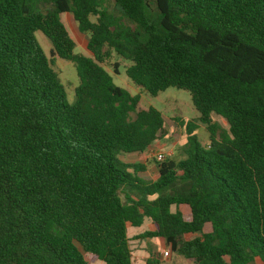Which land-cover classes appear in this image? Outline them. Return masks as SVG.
Instances as JSON below:
<instances>
[{"label": "trees", "instance_id": "16d2710c", "mask_svg": "<svg viewBox=\"0 0 264 264\" xmlns=\"http://www.w3.org/2000/svg\"><path fill=\"white\" fill-rule=\"evenodd\" d=\"M113 2L0 0V264H135L127 226L146 219L139 238L191 264H264V0ZM64 13L93 57L75 53ZM38 32L74 64L73 103ZM111 53L151 97L187 91L210 135L187 123L183 158L154 159L155 181L122 157L148 152L165 120L114 83Z\"/></svg>", "mask_w": 264, "mask_h": 264}, {"label": "rangeland", "instance_id": "374dc122", "mask_svg": "<svg viewBox=\"0 0 264 264\" xmlns=\"http://www.w3.org/2000/svg\"><path fill=\"white\" fill-rule=\"evenodd\" d=\"M106 9L110 12H115L113 0H107ZM61 20L66 26L71 38L76 43L75 53L82 54L88 57L93 55L88 51V34H83L79 31L78 23L74 20L73 15L64 13L61 15ZM95 22V18H91ZM37 39L45 50L46 54L53 59L54 69L59 74L62 84L66 89L67 100L69 103L75 101V89L79 86V78L77 76L74 64L54 57L51 54L52 46L49 40L38 32ZM131 62L123 60L116 54L111 53V57L103 64L106 70L112 75L114 83L127 90L131 95L140 96L138 111L148 110L153 107L157 109L165 120V129L167 134L155 142L148 152L140 155H131L122 157L126 163H144L147 168L145 178L149 181H155L158 178V170L154 159L156 155L164 154L166 157H171L176 160L183 158L184 149L187 144V123L191 122L196 126L195 135L204 145L209 144V133L206 128L200 123V114L194 107L191 95L185 90L169 88L164 92L159 93L157 97H151L145 90L136 86L126 75V70L131 66ZM117 65L119 74L114 71V66ZM213 121L219 126L220 132L228 133L229 125L223 118L213 115ZM188 213L187 209H183ZM153 229L151 222L146 219L141 227L127 226V237L129 246L133 253V261L135 263H144L151 255H162L163 252L169 251V256L163 258L164 262H175L176 264H191L184 258L175 255L163 240L159 239H142L139 238L147 231ZM188 239L193 236H187ZM142 260V261H141ZM91 264H104L102 262H94ZM253 264H263L259 259Z\"/></svg>", "mask_w": 264, "mask_h": 264}, {"label": "built area", "instance_id": "2783aa9c", "mask_svg": "<svg viewBox=\"0 0 264 264\" xmlns=\"http://www.w3.org/2000/svg\"><path fill=\"white\" fill-rule=\"evenodd\" d=\"M165 158H166V155H164V154H162V153L156 155V159H157L158 162H162V161H164ZM169 254H170L169 251H165V252L162 253V257H163V258H166V257L169 256Z\"/></svg>", "mask_w": 264, "mask_h": 264}, {"label": "crops", "instance_id": "0c3cea01", "mask_svg": "<svg viewBox=\"0 0 264 264\" xmlns=\"http://www.w3.org/2000/svg\"><path fill=\"white\" fill-rule=\"evenodd\" d=\"M144 154H145V153H144ZM160 242H161V240H160ZM141 261H142V260H141ZM139 262H140V261H138V263H135V262H134V263H135V264H143V263H139Z\"/></svg>", "mask_w": 264, "mask_h": 264}]
</instances>
